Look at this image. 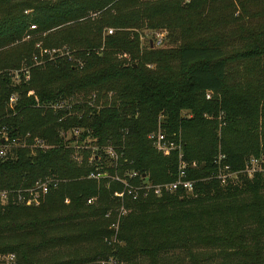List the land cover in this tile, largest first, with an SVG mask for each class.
Here are the masks:
<instances>
[{
	"label": "trees",
	"instance_id": "16d2710c",
	"mask_svg": "<svg viewBox=\"0 0 264 264\" xmlns=\"http://www.w3.org/2000/svg\"><path fill=\"white\" fill-rule=\"evenodd\" d=\"M127 1L0 0V129L7 126L12 136L29 133V146L38 138L48 146L19 148L14 159L0 163V192L9 193L7 203L0 198V254H16L17 264H92L109 258L118 264H164L162 258L170 251L187 249L191 255L196 243L192 234L204 228L205 216L215 221L225 213L228 235L216 234L215 224L207 240L234 248L241 264H264V178L241 177L231 182L233 187L231 183L221 186L213 178L217 136L208 134L219 115L234 122L252 121L258 109L264 111V96L241 89L223 93L221 100L207 99L209 93L224 92L228 78L224 44L217 45L214 38L207 44L183 45L174 54L150 51L140 57L139 42L127 30L141 28L144 21L121 10ZM240 3L246 11L237 19L240 25L234 40L247 47L237 57L262 59L264 24L250 32L245 27L250 20L246 3ZM31 25L38 30L29 33L31 41L23 42ZM105 27L122 31L103 36ZM52 30L57 32L54 40L50 35L43 37ZM38 42L50 50L76 49L72 59L81 65L58 57L32 68L29 82L14 83L9 72L24 62L32 64ZM125 54L131 62L123 58ZM172 57L179 65L176 72L168 69ZM148 63L157 69H147ZM109 92H115V103L96 109L100 94ZM13 93L20 95L14 111L8 105ZM80 94L98 95L92 99L95 106L71 100ZM60 103L65 104L62 110L49 107ZM160 117L163 123L158 126ZM159 128L163 141L174 146L182 133L181 149L175 147L169 154L158 151L149 135ZM76 130L82 132L67 140L68 133ZM84 142L96 147L97 153L90 160L86 156L91 151L83 149L80 165L74 159V144ZM106 146L116 150L117 161L103 151ZM223 151L234 170L263 153L234 151L227 144ZM180 153L190 165L187 179L195 182L194 193L177 191L161 197L141 193L139 201L128 196L131 210L118 230L110 229L104 217L120 206L114 193L123 190L111 176L125 178L137 172L139 178L133 184L138 186L174 182ZM98 173L108 178H90ZM209 176L212 179L205 181ZM47 178H56L59 184L39 206L18 204L20 195L27 196L26 190ZM94 197H98L96 204L91 202ZM223 198H230L237 207H205L206 202ZM233 211L235 236L229 235Z\"/></svg>",
	"mask_w": 264,
	"mask_h": 264
},
{
	"label": "rangeland",
	"instance_id": "374dc122",
	"mask_svg": "<svg viewBox=\"0 0 264 264\" xmlns=\"http://www.w3.org/2000/svg\"><path fill=\"white\" fill-rule=\"evenodd\" d=\"M240 1L246 3L245 8H247L250 20L245 24V27L248 30L250 29V32L257 29L258 25L264 24V0H258L259 2L257 0H128L127 5H125L124 8L122 7L123 9L121 10L129 13L131 16H139L144 21L141 28L127 30L132 33V36H134L139 42L140 57L148 54L150 51H168L170 54H174V52L183 45L193 44L194 42H203L207 44L210 40H212V38L218 41V43L215 41L217 45L224 44L228 69V78L224 89L225 91L221 93H209L207 95V99L221 100L224 95L223 93L231 94L233 92L237 93L247 89L254 93H262L264 96V75H261L264 74V58L261 59V57L255 56L252 59L242 58V60L237 57V52L243 53L247 47V44L236 42L234 40V33L237 32L240 25L237 24V19L242 16V14H240L241 12L246 11L243 10ZM253 13H255L254 17H252ZM95 17L96 15H92L91 18ZM103 31L106 32L103 36H106L109 31H114V34H116L118 31L122 30L114 27H105ZM68 32L70 31L61 34V38H64ZM56 33V31L52 30L44 34L43 37H48L50 35L51 39L54 40L57 35ZM225 34L228 37H231L229 41L225 40ZM29 40L31 41L32 39H24L23 42H29ZM38 44L42 43L38 42ZM14 48L15 47L12 49ZM60 50L65 52L64 57L69 58V61H74L79 66L81 65L79 60L75 61L72 59L74 56L73 51H76V49L70 50L65 47ZM123 58L125 60L128 59L129 62L132 61V58L129 55L125 54L123 55ZM123 58L120 56V59ZM171 59L173 60L169 62L168 69L176 72L179 69V65L177 64L175 58L172 57ZM139 60L140 59L138 58L135 62H138ZM145 67L149 70L157 69L156 65L152 63L146 64ZM95 95L84 96L80 94L71 100L75 103L86 102L95 106L94 103L96 101H94V98L98 96ZM256 95L259 94H255L254 96ZM98 99L99 105L96 109L111 107L115 103V92L102 93ZM260 110L261 109H258L256 117L252 121L248 122H234L221 115L214 119L213 130L208 132V134L217 136L216 150H214L216 152L215 160L223 156L225 144L229 145L234 151H248L251 153L258 151L263 152L262 154H264V111L260 112ZM183 114L190 115L187 112H183ZM162 123L163 118L160 117L158 120V126ZM76 131L78 132V130ZM76 131L69 132L68 135L66 134L67 140L72 135L76 136ZM79 132L81 133L82 131ZM160 132H162L161 128L152 132L150 135L157 133L160 134ZM180 135L179 144L174 146L179 149H181V141L184 137L182 133H180ZM190 137L193 141L197 140L195 137ZM210 140L211 139H209V141ZM202 143L203 142H201V144ZM74 145L76 146L74 159L80 165H82L81 161L83 160V157L80 156L83 149L91 151L86 156L90 160H93L94 154L97 153L96 147L88 146L86 145V142H84L83 145ZM27 147L32 149L31 145H28ZM110 147H104L103 151L106 152L107 148ZM115 165L116 164H109V166ZM117 175L118 174L111 176V178L113 179ZM211 179L212 176H209L205 179V181H209ZM229 186L233 187V183ZM193 193L194 192L185 194L191 195ZM194 198L196 197L194 196ZM97 201L98 197L91 199L92 204L98 203ZM119 201L121 202L120 206H116L114 209L112 208L104 217L105 220H109V223H111L110 229H115L114 225H118L119 220L121 221L124 217V215H122L123 210H126V213L131 210V208H128L127 198ZM136 201H139V199ZM214 205H218L221 208L237 207L234 205V201L230 198H223L217 202H206L205 207L213 208L215 207ZM204 218V228L202 230H196L192 234L196 243H192L193 247L190 252L191 255L187 249L170 251L162 258L164 264H194L191 256L195 259V264L242 263L239 261V259L242 260V258H240L239 253L234 251V248L211 243V241L207 240L208 236L212 234L210 231L211 226H214L215 224L216 234L222 235L223 238L228 235L225 213L221 216H217L215 221L210 216H205ZM229 230V235L231 233H233L234 236L237 235V231H234V211ZM105 260L106 259H102L99 261ZM115 261L117 262V260ZM145 263L146 262H139V264Z\"/></svg>",
	"mask_w": 264,
	"mask_h": 264
},
{
	"label": "built area",
	"instance_id": "2783aa9c",
	"mask_svg": "<svg viewBox=\"0 0 264 264\" xmlns=\"http://www.w3.org/2000/svg\"><path fill=\"white\" fill-rule=\"evenodd\" d=\"M27 14L29 12H26ZM38 28L36 25H31L28 30V34L25 39L31 38V33L37 31ZM30 33V34H29ZM113 34V31H109L108 35ZM37 53L32 58V64L29 65L28 62H24L22 66L17 70H12L9 72L14 83L19 84L22 82H29L31 79V70L34 67L45 66L48 63L55 61L58 57H64L65 52L60 49H46L42 46V44H36ZM29 95H34V92L31 91ZM20 100V95L18 93H13L10 98L8 105L14 111L18 102ZM39 104V99L36 98ZM64 103H60L59 105H51L50 108L54 110H62L64 107ZM72 114V113H71ZM76 134L79 135L80 132L76 131ZM76 135V136H77ZM31 135L28 133L26 135H18L12 136L10 135L9 129L7 126H3L0 129V163L8 161L10 159H14L16 157V150L19 148H25L28 146V139ZM152 141H154V145L158 149V151L163 152L164 154H169L175 148L174 145L169 144L168 142L163 141L162 134H152L149 137ZM33 145V146H32ZM31 146L33 149H47L44 140L36 139L34 140ZM106 154L113 159L114 161L118 160L117 152L112 148H107ZM180 167L178 178L174 182L165 183V184H157L153 185L149 182L145 185H134L133 182L139 178V174L137 172H130L126 174V177L123 178L119 175L114 177L112 180L118 182L123 185L122 191H117L114 193V197L119 200H124L128 196L133 200H137L140 197V194L148 196L151 192L155 196H162L164 193H175L177 191H183L185 193H192L195 189V182L187 179L188 169L190 165L186 163L183 159V153H180ZM215 172L213 178L218 181L221 186H228L229 183L240 181V178H246L248 180H252L257 176H263L264 178V154L260 156H252L246 162L244 167L241 170H234L232 166H230L225 156H221L219 159H216L215 162ZM196 164H193L195 167ZM90 178L92 179H103L108 178L106 173L101 174H91ZM59 184V180L56 178H47L46 180H40L36 183V185L29 190H26L27 196L20 195L17 200L18 204L26 205V206H39L41 201L47 196L53 189L57 188ZM0 198L3 203H7L9 201V193L0 192ZM122 215H127L126 210H123ZM120 222V220H119ZM118 225H114V228L118 230ZM17 255L16 254H0V263L1 264H17ZM93 264H117L114 258H110L105 261H98Z\"/></svg>",
	"mask_w": 264,
	"mask_h": 264
}]
</instances>
